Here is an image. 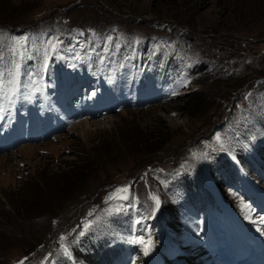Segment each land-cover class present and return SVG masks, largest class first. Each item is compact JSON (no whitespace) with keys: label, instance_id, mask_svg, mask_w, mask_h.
Returning a JSON list of instances; mask_svg holds the SVG:
<instances>
[{"label":"rangeland","instance_id":"374dc122","mask_svg":"<svg viewBox=\"0 0 264 264\" xmlns=\"http://www.w3.org/2000/svg\"><path fill=\"white\" fill-rule=\"evenodd\" d=\"M61 37L70 41L67 48ZM107 40L126 59L119 81L115 65L104 66L101 44ZM0 50L25 59L52 55L59 64L55 83L43 78L41 95L14 105V118L5 115L0 91V158L9 159L0 166V264H107L125 241L123 258L129 256L127 247L139 242L146 264H164L147 229L155 199L163 214L157 237L158 230L172 227L169 215L178 226L170 234L181 249L162 244L166 258L174 260L165 264H225L226 255L228 261L241 251L233 231L237 221L264 238V175H238L231 183L235 186L223 190L233 228L220 220L219 207L228 221L220 202L214 207L218 222L210 220L194 235L188 230L196 228L189 225L195 214L185 204L178 207L182 193L173 186L189 177L209 185L205 174L214 164V147L259 134L264 84H253L264 80V0H0ZM143 56L146 67L159 64L154 85L164 86L160 75L167 63L176 66L171 71L179 91L201 92L198 106L184 108L186 97L170 99L162 87V95L148 88L134 102L118 98L113 103V88L121 87L123 76L134 89ZM204 62L207 72L192 76ZM106 76L108 97L99 90ZM91 99L93 109L73 130L55 134L50 120L43 119L48 108ZM219 121L223 128L217 131ZM26 147L32 150L23 154ZM82 159L86 168L69 177ZM208 190L187 196L209 210L216 191L222 192L217 186L215 192ZM140 225L145 231L119 243L120 233L138 232ZM109 234L117 236L108 241ZM102 240L101 249L90 253Z\"/></svg>","mask_w":264,"mask_h":264},{"label":"bare ground","instance_id":"6f19581e","mask_svg":"<svg viewBox=\"0 0 264 264\" xmlns=\"http://www.w3.org/2000/svg\"><path fill=\"white\" fill-rule=\"evenodd\" d=\"M127 86H124V93L125 96H127L129 89H127ZM62 112H65V114H67V112L63 109H61ZM72 111V110H71ZM76 115V119L74 121L70 122V127H72L73 125L77 124L78 122H81L80 118L82 116V113H79L78 111H75V114L73 116ZM58 115H55V121H57L56 117ZM72 117V116H71ZM69 118V117H67ZM68 122V121H66ZM82 125V124H80ZM85 127H89L90 124L89 123H85L84 124ZM82 125V126H84ZM78 127V125L73 126L71 129L73 130L74 128ZM84 127V128H85ZM62 129V126L60 123L55 122L54 124V130L55 131H60ZM69 132H71V130H69ZM30 148L26 147L23 148V154L25 152H29ZM7 161H9L8 158H0V166L3 164H7ZM241 242V240H240ZM262 248H264V242L254 239L252 237H249L248 239H245L243 241V244H240V249L241 251H236L234 252V254L232 253V255H229V259L227 261V264H264V253L262 251ZM232 252V251H231ZM187 264V263H186Z\"/></svg>","mask_w":264,"mask_h":264},{"label":"trees","instance_id":"16d2710c","mask_svg":"<svg viewBox=\"0 0 264 264\" xmlns=\"http://www.w3.org/2000/svg\"><path fill=\"white\" fill-rule=\"evenodd\" d=\"M144 49H146V47ZM207 69H208L207 68V64L204 62V63H199L198 66H195L191 72L194 75H198V74L200 75L201 73L207 72ZM195 82H197V81H195ZM256 87H259V85L257 84ZM201 96H202L201 92H198V91L191 92L189 94L183 95L182 98H185L186 97V99L184 101V106H185L184 108H192L193 109V108L197 107L198 104H199V102H200ZM260 148H262V145H260ZM103 156H104L103 159H107V157L110 156V153H108L107 155L104 154ZM99 159H101V158H99ZM84 162H85V159H82L81 161H79V164L80 165L79 166H73V168L70 171H68L67 175L69 177H76L77 176L76 175L77 174L76 172L78 170H82L83 168H86L85 165L82 164ZM93 162H95V161H93ZM69 179H71V178H69Z\"/></svg>","mask_w":264,"mask_h":264},{"label":"snow or ice","instance_id":"6c2138e0","mask_svg":"<svg viewBox=\"0 0 264 264\" xmlns=\"http://www.w3.org/2000/svg\"><path fill=\"white\" fill-rule=\"evenodd\" d=\"M119 191H126V189H122V190H119ZM123 198V197H122ZM247 207V206H246ZM65 251H67V250H65Z\"/></svg>","mask_w":264,"mask_h":264}]
</instances>
